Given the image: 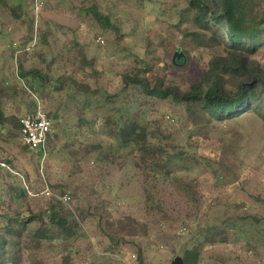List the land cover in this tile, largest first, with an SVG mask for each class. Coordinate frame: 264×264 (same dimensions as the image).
Here are the masks:
<instances>
[{
	"label": "rangeland",
	"instance_id": "obj_1",
	"mask_svg": "<svg viewBox=\"0 0 264 264\" xmlns=\"http://www.w3.org/2000/svg\"><path fill=\"white\" fill-rule=\"evenodd\" d=\"M191 13L189 0H0V218L34 216L8 264H170L186 249L190 264H264V121L217 122L129 81L187 90L226 54ZM251 57L264 68V39ZM37 101L55 116L44 156L19 134ZM130 120L149 153L119 145ZM53 210L73 235L40 236Z\"/></svg>",
	"mask_w": 264,
	"mask_h": 264
},
{
	"label": "trees",
	"instance_id": "obj_2",
	"mask_svg": "<svg viewBox=\"0 0 264 264\" xmlns=\"http://www.w3.org/2000/svg\"><path fill=\"white\" fill-rule=\"evenodd\" d=\"M189 5L192 21L201 30L210 31L215 42L219 44L222 41L228 48L226 54L214 56L202 78L192 83L187 90L163 86L161 81L150 85L147 80L138 76L130 77V83L141 87L146 95L170 99L183 104L188 110L191 107L198 108L205 116L208 115L217 122L229 121L248 112H255L264 121V68L251 57L264 39V0H189ZM94 13L98 15L95 9ZM180 61L183 62L184 57ZM19 68L21 76L44 77L36 69L25 70L22 64ZM115 134L120 146L131 144L138 152H144L143 155L149 153L144 146V131L139 128L138 122L130 120L119 124ZM53 137L54 133L49 134L48 140ZM152 151L150 156L154 158L159 150ZM171 158L173 157L165 160L166 166ZM154 165L159 167L162 164L159 161ZM153 170L156 177L159 170L154 166ZM165 173L169 174L170 170ZM21 191L23 192L22 189ZM67 213L68 216L60 210L49 212L48 225L53 231L46 234L40 230V236L58 239L73 235L77 223L75 219L69 218L71 212ZM23 219L25 218L7 214L0 218V264H8V260L14 261V254H10L9 249L14 248L27 220L32 221L34 216ZM192 253L189 249L185 250L184 264H190L191 256L196 254ZM141 255L139 251V258Z\"/></svg>",
	"mask_w": 264,
	"mask_h": 264
},
{
	"label": "built area",
	"instance_id": "obj_3",
	"mask_svg": "<svg viewBox=\"0 0 264 264\" xmlns=\"http://www.w3.org/2000/svg\"><path fill=\"white\" fill-rule=\"evenodd\" d=\"M103 43V39L100 40ZM15 49L19 47L17 43ZM52 118L42 105L37 101L32 111L25 113L19 118V134L23 146L28 151L45 152L48 136L52 132ZM47 194L50 191L46 190ZM63 202H68L70 196L64 194L61 198Z\"/></svg>",
	"mask_w": 264,
	"mask_h": 264
},
{
	"label": "water",
	"instance_id": "obj_4",
	"mask_svg": "<svg viewBox=\"0 0 264 264\" xmlns=\"http://www.w3.org/2000/svg\"><path fill=\"white\" fill-rule=\"evenodd\" d=\"M183 53L181 51H177L174 53L172 61L174 63H176V60H179L180 58H183ZM53 118H55V116H53ZM170 264H184L183 258L180 255H176L174 256L171 261Z\"/></svg>",
	"mask_w": 264,
	"mask_h": 264
},
{
	"label": "crops",
	"instance_id": "obj_5",
	"mask_svg": "<svg viewBox=\"0 0 264 264\" xmlns=\"http://www.w3.org/2000/svg\"><path fill=\"white\" fill-rule=\"evenodd\" d=\"M31 111H32V110H31ZM27 112H30V111H26L25 113H27ZM25 113H24V114H25ZM24 114H22V115H24ZM22 115H21V116H22ZM21 116H20V117H21ZM20 140H21V139H20ZM22 145H23V144H22Z\"/></svg>",
	"mask_w": 264,
	"mask_h": 264
}]
</instances>
